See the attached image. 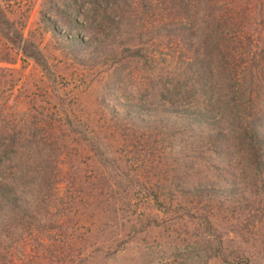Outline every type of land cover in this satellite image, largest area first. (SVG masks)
Returning <instances> with one entry per match:
<instances>
[{
  "label": "rangeland",
  "instance_id": "obj_1",
  "mask_svg": "<svg viewBox=\"0 0 264 264\" xmlns=\"http://www.w3.org/2000/svg\"><path fill=\"white\" fill-rule=\"evenodd\" d=\"M42 2L0 0V121L45 139L52 173L48 187L16 189L29 217L3 211L0 264H264V192L245 214L219 195L207 216L213 231L190 217L200 203L190 209L179 198L170 204L177 214L159 209L153 195L157 205L169 201L166 179L147 168L167 170L155 131H130L114 100L103 107L107 47L96 61L69 53L70 37L80 35L45 28ZM28 43L37 61L22 54ZM170 215L179 219L169 223Z\"/></svg>",
  "mask_w": 264,
  "mask_h": 264
},
{
  "label": "trees",
  "instance_id": "obj_2",
  "mask_svg": "<svg viewBox=\"0 0 264 264\" xmlns=\"http://www.w3.org/2000/svg\"><path fill=\"white\" fill-rule=\"evenodd\" d=\"M39 12L54 34L78 32L69 53L86 62L111 55L100 101L122 107L118 120L130 131H155L167 170L147 168L166 179L169 201L157 205L153 195L159 209L179 198L190 209L200 203L190 217L212 231L207 216L219 195L247 213L264 192V0H43ZM32 45L22 54L37 61ZM33 136L0 121V219L30 216L18 187L50 186L45 139Z\"/></svg>",
  "mask_w": 264,
  "mask_h": 264
}]
</instances>
